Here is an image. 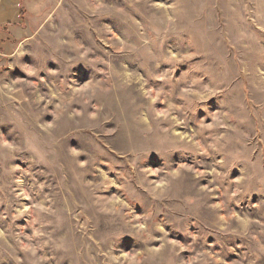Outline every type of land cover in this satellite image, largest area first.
I'll list each match as a JSON object with an SVG mask.
<instances>
[{
    "label": "rangeland",
    "instance_id": "1",
    "mask_svg": "<svg viewBox=\"0 0 264 264\" xmlns=\"http://www.w3.org/2000/svg\"><path fill=\"white\" fill-rule=\"evenodd\" d=\"M0 264H264V0H0Z\"/></svg>",
    "mask_w": 264,
    "mask_h": 264
}]
</instances>
